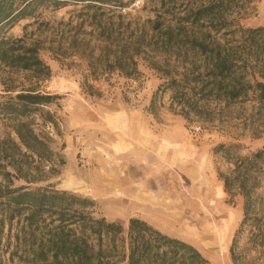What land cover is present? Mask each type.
<instances>
[{
  "label": "rangeland",
  "instance_id": "1",
  "mask_svg": "<svg viewBox=\"0 0 264 264\" xmlns=\"http://www.w3.org/2000/svg\"><path fill=\"white\" fill-rule=\"evenodd\" d=\"M127 1L128 8L119 11L124 17H153L151 0ZM81 7L45 2L33 15L0 31L1 36H24L28 44L39 45L40 58L51 70L41 89L57 96L26 116L0 117V157L1 152L10 155L0 161L6 172L20 176L11 187L89 198L96 216L123 225L139 218L192 245L210 264H233L234 240L237 264H264L249 242L250 224L240 229L243 198L226 193L218 177L228 173L230 165L215 151L220 145L237 146L238 155L264 150V110L258 112L252 103H210L202 117L186 116L164 89L166 80L146 61L138 59V74L131 78L103 73L100 62L94 61L98 50L93 13L81 12ZM239 22L264 27V0H249ZM74 36L82 40L79 55L69 49ZM13 77L19 78L17 86L28 85L24 75ZM1 90L3 102L9 95ZM21 125L46 144L42 158L23 147L13 149V142H19L14 129ZM256 197L264 216V164ZM23 225L18 219L5 221L2 244L10 245L1 252L3 264L18 263L22 249L14 247L15 240L29 236ZM10 254L17 255L13 263Z\"/></svg>",
  "mask_w": 264,
  "mask_h": 264
},
{
  "label": "trees",
  "instance_id": "2",
  "mask_svg": "<svg viewBox=\"0 0 264 264\" xmlns=\"http://www.w3.org/2000/svg\"><path fill=\"white\" fill-rule=\"evenodd\" d=\"M45 2L55 7L82 5L81 12L93 13L98 50L94 61L100 62L103 73L131 78L138 74V59L146 61L166 80L164 89L183 115L202 117L210 103L224 107L252 103L258 112L264 110V27L239 22L249 0H151L153 17L143 21L119 13L128 8L127 0H0V31L33 15ZM81 42L76 36L70 40L73 55L80 54ZM40 49L24 36L0 35V88L9 95L0 102V117H23L31 108L57 99L41 89L51 70L40 58ZM14 75H24L28 85L17 86L19 78ZM14 133L19 142H13V149L23 147L39 158L48 151L26 125ZM236 147L220 145L215 150L230 165L228 173L218 177L226 193L243 198L240 229L250 224L249 242L264 257V216L256 197L264 150L238 155ZM1 153V159L10 157ZM5 167L0 161V264L1 252L10 245L2 244L3 227L14 219L24 222L29 236L16 238L14 247L22 254H10V263L16 255L17 264H210L192 245L139 218L123 225L96 216L89 198L28 186L12 188L13 179L20 176ZM235 243L230 250L233 264Z\"/></svg>",
  "mask_w": 264,
  "mask_h": 264
},
{
  "label": "bare ground",
  "instance_id": "3",
  "mask_svg": "<svg viewBox=\"0 0 264 264\" xmlns=\"http://www.w3.org/2000/svg\"><path fill=\"white\" fill-rule=\"evenodd\" d=\"M152 207V206H151Z\"/></svg>",
  "mask_w": 264,
  "mask_h": 264
}]
</instances>
